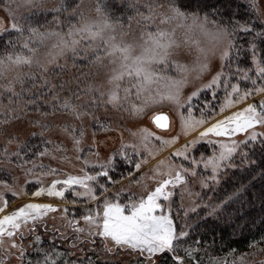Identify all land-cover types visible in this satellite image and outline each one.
I'll return each mask as SVG.
<instances>
[{"label":"snow or ice","instance_id":"snow-or-ice-1","mask_svg":"<svg viewBox=\"0 0 264 264\" xmlns=\"http://www.w3.org/2000/svg\"><path fill=\"white\" fill-rule=\"evenodd\" d=\"M26 3L57 15L51 21L54 27L41 31L31 23H16L10 0H0L12 20L9 29L0 22V37L11 31L18 34L14 38L9 36L4 43L5 50L0 54V80H7V83H0V104L5 94L8 100L6 107H0V126L24 120L31 108L41 116L64 112L80 120L81 125L83 117L89 116L100 132H110L118 129L113 128L107 118L102 121L93 116L97 108L110 106L136 118L150 106L169 103L179 117L182 135L188 136L200 128L203 130L175 148L169 157L159 160L148 175L141 172L148 158L175 145L179 135L164 138L145 127L135 131L128 129L133 141L125 142L121 133L119 147L112 149L106 158H101L96 131H93L92 144L88 145L95 157L92 159L84 155L81 147L85 138L83 126L77 128L66 123L60 126L61 130L72 140V150L77 153L75 160L81 166L78 174L65 173V178L52 179L47 186L44 178L62 170L29 160L28 153L22 154L19 144L17 151H9L8 146L17 140L16 136H10L0 155L10 163L15 158L16 166L26 176L34 177L38 187L32 196L46 194L66 199V194L71 193L73 206L83 201L86 213L80 219L86 227L80 226L75 214L68 219L67 207L60 209L51 203H26L0 216V264H7L15 255L13 249L17 250L21 264H25L26 249L22 241L26 233L33 236V247L40 257L35 261L28 259L26 264H97V260L103 258L101 254L118 251L136 253V264H201L197 255L202 242L191 239L201 222L210 218L227 219L241 213L245 205L252 206L256 200L260 201L264 211V11L257 0H248L243 11L239 3L233 7L234 0H148L146 12L139 10L137 0H128V7L134 15H128L126 22L123 15L113 16L99 3L95 17L85 16L78 10V4L72 7L71 0H60L51 9L44 7L42 0H26ZM64 13L67 15L61 20L60 15ZM133 21L140 28L139 38L128 41L125 38L132 34ZM178 29L182 30V40L178 38ZM52 38L55 42L43 58L39 57L38 48L32 45H43ZM181 43L195 47L196 56L190 64L173 59ZM213 58L219 59V69L210 80L185 96L184 89L190 78L201 79L209 73ZM61 59L64 63H60ZM107 66L110 67L106 89L101 90L91 82L81 87L82 80L96 74L86 68ZM25 67L28 71H21ZM173 70L176 75L169 74ZM9 74H12L10 78ZM221 89L224 96L217 108L213 101L220 99L218 93ZM206 90L211 92L212 99L194 103ZM82 94L87 95L88 100L75 103ZM46 96L50 99H45ZM42 107L50 111H42ZM197 109L198 118L194 115ZM226 112L229 114H224ZM216 116L221 118L215 119ZM153 120L161 129L169 127L167 115H155ZM30 123L39 124L43 129L49 127L39 120ZM31 135L43 136V132ZM154 140L159 141V147ZM202 142L211 148L210 155L195 154ZM55 150L67 152L62 144ZM32 155L43 158L51 152L45 147ZM56 158L52 155V159ZM59 158L62 162L71 161L67 155ZM230 169L254 175L231 191L224 188L225 194L223 198H217L218 203L209 198L208 202L188 208L181 204L183 216L173 211L178 187L183 190L182 196L187 193L203 200L201 193L191 191L190 177L199 176L200 188L215 192L231 180L228 176ZM117 176L119 179L114 178ZM257 178L261 181V188L248 199V190ZM124 179H128L130 185L142 186L144 192L137 194L130 187L116 190ZM148 180L155 182V187L150 190ZM6 194L19 196L27 192L23 187L17 192L7 181L0 180V213L8 205L4 198ZM234 205L239 207L230 212ZM197 209L207 211L199 221L188 223L187 217L190 213L198 215ZM57 211L74 233L68 246L74 248L80 243H89L93 245L90 249L92 256L70 258L74 254L54 245L43 247V238L37 230L43 227L47 232L48 226L43 222L50 213ZM53 233V239L58 237L62 242L68 239L58 229H53ZM17 236L21 240L19 244L15 239ZM97 237L103 244L99 250L95 248ZM5 238L9 241L7 246ZM256 243L249 246L254 247ZM104 264H117V261L104 260Z\"/></svg>","mask_w":264,"mask_h":264},{"label":"rangeland","instance_id":"rangeland-1","mask_svg":"<svg viewBox=\"0 0 264 264\" xmlns=\"http://www.w3.org/2000/svg\"><path fill=\"white\" fill-rule=\"evenodd\" d=\"M104 1L105 0H79V11H82L85 16L95 17L96 16V6L97 3H99L102 7H104ZM128 1V0H127ZM248 1V0H246ZM60 2V0H42V4L44 7H47L51 9L53 6L57 5ZM148 2V0H137V5L139 7V10L141 12H146L147 9L145 7V4ZM259 7L262 11H264V0H257ZM11 7L13 9V12L15 14V22L22 25H27L31 23L33 27H39L41 31H43L46 27H54V25L51 24V21L53 20V17L57 15L56 13L52 11L51 14H53V17L44 20L41 23H34L31 19V16L34 14H41V13H47L43 11L42 9L29 5L26 3V0H10ZM71 11V9H69ZM67 15V13L61 14L60 19L63 20L64 16ZM134 15V12L132 13ZM0 22H2V25L5 29L10 28V24L12 23L11 18L9 17L8 13L4 10L3 4H0ZM75 23V20H73ZM126 22V20H125ZM132 34L127 36L125 39L128 41H132L134 38H139L140 28L135 24V21H133L132 25ZM66 31V27L64 29ZM16 33L15 31H11ZM18 35L17 33L15 34ZM25 36L28 35V32L25 31ZM178 38L182 40V30H177ZM4 36V35H3ZM2 36V37H3ZM1 38V37H0ZM117 39H119V36H117ZM55 42L54 38L48 39L44 42L43 45H36L33 44V47L38 48L37 55L41 58L45 56V54L50 49L51 45ZM4 50V45H0V50ZM9 51L11 49H8ZM4 52V51H3ZM1 52V54L3 53ZM196 56V51L194 46L184 45L181 43V47L176 51V54L173 56V59L182 62V63H191ZM60 63H64V60L61 59ZM105 65H107V61L104 62ZM220 61L218 58H213L211 63V71L207 74H205L201 79H192L190 78V82L188 86L184 89V95L187 96L191 91L194 90V88L199 87L202 83H206L208 80H210L211 75L219 69ZM52 67V66H50ZM83 67V66H82ZM108 67H100V68H86V71L94 72L96 73L93 76H90L88 80H82L81 81V87H85L89 82L93 83L95 86L101 87V90H104L108 87L107 85V75H108ZM21 71H28V68L25 67L21 69ZM169 74L176 75L175 71H171ZM12 74H9V78ZM194 75V74H193ZM55 82V80H54ZM0 83H7V80H0ZM18 90V87H17ZM64 95H67V93H64ZM220 99L213 101V103L217 106L220 102H222L224 93L221 89L218 93ZM87 95H81L80 100L74 101L75 103H85L88 100ZM212 99L211 92L210 91H204L198 101H194V103L201 104L204 99ZM45 99H50V97H45ZM251 102V101H250ZM8 105L7 100V94H5L4 99L2 101V104H0V107H6ZM242 106V105H241ZM42 111L48 112L50 109L47 107H42ZM185 114H186V110ZM158 112H167L171 117V125L168 128L167 131L158 130L153 126L152 123V116L155 113ZM224 114H229L228 112ZM194 115L198 118L200 113L199 110H194ZM93 116L99 117L102 121L107 118L113 126V128L118 129L116 131H110V132H100L97 128L94 126L93 119L89 116L83 117V122L81 125V121L75 119L73 116L66 114L64 112L57 111L55 114H50L48 116H41L39 113H37L33 109H29L27 112V116L24 120H14L11 123L7 125L0 126V151H2L3 145L6 143L7 139L10 136H16L17 140H15L11 145H9V151L15 152L18 150V144L20 145V150L23 153H28V159L29 160H35L37 164L43 163L45 165H50L53 168H59L61 169V173L55 174V175H49L44 178V184L45 186L49 185L51 183L52 179H63L65 178V173L70 174H78L80 163L75 160V156L77 153H75L72 148V140L69 138V136L64 133L61 130V125L64 124H74L77 126V128L83 126L85 130V138H84V144L81 146L84 148V155L90 156V158L95 159L94 156L91 155V152L88 149V145L92 144L93 141V131H96V141L98 143L99 152L101 155V158H106L108 154L111 152L112 149L119 147L121 142V133L123 135V140L125 142L133 141V137L131 136L128 129H131L132 131H135L136 129L140 127H145L154 132L157 136H161L164 138H171L172 136L179 135V139L175 145L172 147H166L163 151H161L158 155L155 157H149L148 163L144 165L141 169V172H146L148 175H151L150 170L153 168L154 165L159 160L166 159L169 157V154L175 150V148L180 147L183 145L186 140H190L193 137H195L198 134V131H202L203 129L200 128L196 132L190 133L188 136H184L181 134V128H180V120L176 113L175 108L169 104V103H163V104H157L150 106L142 116L140 117H130L127 113H124L123 111H116L110 106L107 108L101 107L97 108L93 112ZM220 116H216L215 119H220ZM33 120H39L42 123H47L49 127L47 129H43L40 127L39 124H31L30 121ZM210 122H214L210 121ZM41 133L43 132V136L36 135L33 136L31 133ZM78 134V133H77ZM242 138V137H241ZM46 141H51V144H46ZM102 142V143H101ZM153 143L156 144L157 147H159V141H153ZM62 144L66 149V153H60L57 152L55 149L58 145ZM45 147L49 148L51 155L45 156L43 158L35 157L32 155V153H36L39 151H42ZM200 152H203L205 155L211 154V148L206 145V143L202 142L198 146V150L195 153L197 156H199ZM52 155L56 156V159H52ZM61 155H67L71 157V161H61L60 156ZM179 162V161H177ZM237 162H239V158H237ZM16 159L13 158L12 162L10 163L8 160L4 159L2 155H0V180L7 181L10 185H12L17 192L20 191L21 187L24 188V190L27 192L26 195H19V196H13L11 194H6L5 199L8 202L7 208H5V211L3 213H0V216L10 213L11 211L15 210L16 208H19L20 206L32 202V203H51L53 205L59 206L60 209H63L64 207H67L69 209V215L68 219H72L73 214H75V218L79 221L81 227H86L84 222L80 219L82 215L86 213V208L82 206L83 201L78 202L76 206H73L70 201L73 199L71 193L66 194V199H60L57 197H49L46 194L41 197H33L32 192L36 190L38 185H36L34 177L29 175L26 176L24 171L16 166ZM31 165H28L27 167H30ZM123 170V169H121ZM40 169L37 168L36 172L39 173ZM233 170H229L228 175L232 173ZM207 175V173H204ZM15 178V179H13ZM115 179H119V177H114ZM190 179V188L191 191L195 193H201L203 200L198 198L196 195H192L191 197L187 193H182V188L176 189V195L174 196V203H173V211L179 212L181 216H183V212L180 209V205L183 204L184 208H188L191 206H194V204H200L203 202H208L209 198H212L213 202H219L217 199L220 197L219 191H211L209 189H201L198 184L199 176L196 178H189ZM28 181V183H26ZM148 184L149 190L153 187H155V182L148 180L146 181ZM119 187H130L132 192H135L137 194H142L144 192V188L142 186H138L135 184H131L128 179H124L121 181V184L117 187L116 190H119ZM219 193V194H217ZM94 207V205H93ZM207 209H197L198 215L190 213L187 217L188 223H195L200 220V217H203L205 215V212ZM62 214L60 211H57L55 213H50L46 220L43 223H46L48 226L47 232H45L43 227H40L37 231L43 238V245L45 241H49L52 243L55 247L60 249H65L69 254H74V257L70 258H78L81 256H85L90 253L92 256V252L90 249L93 247V245L89 243H80L74 248H70L69 242L74 236V233L72 232L71 228L67 227L66 221L61 218ZM53 229H58L59 232H63L68 236V239L64 240L63 242L57 237L53 239ZM16 242L19 244L21 243L20 237L17 236ZM264 242V240H262ZM33 236L31 234L25 235V239L22 241L24 248L26 249V256H25V264L28 259H32L31 254L32 252H36L33 247ZM9 243L8 239L5 238V246H7ZM51 244V247L53 246ZM109 246H111V242H108ZM103 247V244L100 241V238H96L95 248L101 249ZM200 251L197 255V259L201 261V264H261L262 261H264V243L259 245L258 243L255 244L254 247H251L248 250L239 251L236 249H229L226 251H223L222 253H215L213 249H210L211 247L207 248L206 245H200ZM83 250V251H82ZM13 252L15 255L7 261V264H21L20 260L18 259V252L17 250L13 249ZM102 259H99L101 261V264H104V260H114L117 261V264H135L137 262L138 256L136 253H133L131 251H118L116 253H103ZM241 257H243V261H241ZM191 264V262H189Z\"/></svg>","mask_w":264,"mask_h":264},{"label":"trees","instance_id":"trees-1","mask_svg":"<svg viewBox=\"0 0 264 264\" xmlns=\"http://www.w3.org/2000/svg\"><path fill=\"white\" fill-rule=\"evenodd\" d=\"M78 2L79 0H71L72 7H75ZM237 3L240 4L241 11H243L248 1L234 0L233 7H235ZM104 7H106L107 11L113 16L123 15L125 20L128 15H132L133 13L132 9L128 7L127 0H105ZM52 17L53 14L47 12L34 14L31 16V19L37 24ZM15 34L14 32H10L1 37L0 45H4L5 41L9 39V36L13 38L16 37ZM4 50H0V54ZM252 175H254V173ZM252 175L239 169L232 171V173L228 175L231 177L229 183L223 184L221 190H219L220 197L223 198L225 194L223 191L224 188L231 191L233 187H238L241 183H247L251 180ZM260 188L261 181L257 178V180L253 181V186L248 190V199L252 198L251 194L253 192H259ZM238 207L239 205H234L229 211L232 212ZM241 213H236L227 219L222 218L216 220L215 218H210L206 222H201L200 227L194 230L191 239L201 240L202 245H206L207 248L211 247L210 249H213L215 253H222L229 249H236L239 251L248 250L251 248L249 245L253 242H258L259 245L263 244L264 242L262 240L264 239L261 238L264 237V211L261 210L260 201L256 200L252 206L245 205V207L241 209ZM51 244L52 243L49 241H45L43 247L50 248ZM88 256H91V254L89 253ZM31 257L33 261L40 258L37 252H32ZM97 264H101V261L97 260Z\"/></svg>","mask_w":264,"mask_h":264},{"label":"water","instance_id":"water-1","mask_svg":"<svg viewBox=\"0 0 264 264\" xmlns=\"http://www.w3.org/2000/svg\"><path fill=\"white\" fill-rule=\"evenodd\" d=\"M158 114H164V115H167V117H168V122H169V124H170V117H169V115H168V113H166V112H159V113H156L155 115H158ZM155 115H153V117L155 116ZM153 117H152V121H153V123L155 124V122H154V120H153ZM155 126L156 127H158L156 124H155ZM159 128V127H158ZM160 130H164V129H161V128H159ZM167 129V128H166Z\"/></svg>","mask_w":264,"mask_h":264}]
</instances>
